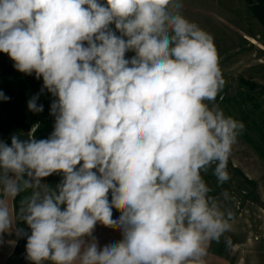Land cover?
Wrapping results in <instances>:
<instances>
[{"label": "clouds", "instance_id": "9594fccd", "mask_svg": "<svg viewBox=\"0 0 264 264\" xmlns=\"http://www.w3.org/2000/svg\"><path fill=\"white\" fill-rule=\"evenodd\" d=\"M182 7L0 0V52L55 97L48 138L0 139V234L25 223L32 264H205L208 243L230 230L203 174L229 180L244 125L214 103L218 52ZM38 99L29 111L43 112ZM97 224L121 238L100 246Z\"/></svg>", "mask_w": 264, "mask_h": 264}, {"label": "rangeland", "instance_id": "374dc122", "mask_svg": "<svg viewBox=\"0 0 264 264\" xmlns=\"http://www.w3.org/2000/svg\"><path fill=\"white\" fill-rule=\"evenodd\" d=\"M182 2V15L213 37L218 52L219 66L225 84L221 90L223 94L221 93L214 103L219 108L225 106L220 99L222 96L236 94L239 89V77L264 84L262 27L251 16L244 0H182ZM229 108L234 112L231 107ZM234 167L245 177L255 181V186L244 181L243 176L233 170ZM227 170L229 180L222 185L218 184L217 187H211L209 195L216 198L226 212L231 213L230 229L237 232L234 233L236 238L241 240L256 238V226L264 225V161L240 134L233 145ZM207 173L203 175L206 176ZM61 179L54 178L52 186L58 184ZM45 182L50 184L49 177ZM224 192L228 194L227 199L222 195ZM113 214L119 212L114 209ZM257 228L259 230V227ZM229 232L227 231V234Z\"/></svg>", "mask_w": 264, "mask_h": 264}, {"label": "trees", "instance_id": "16d2710c", "mask_svg": "<svg viewBox=\"0 0 264 264\" xmlns=\"http://www.w3.org/2000/svg\"><path fill=\"white\" fill-rule=\"evenodd\" d=\"M244 2L251 16L260 23L264 37V0H244ZM13 65L14 62L9 56L0 52V91L9 98L0 100V139L10 144L12 135H26L32 128L36 129L37 139H46L54 130L55 117L50 112V106L55 97L47 90L41 92L42 78L38 80L35 74L25 75L18 72ZM238 82L239 89L235 95L221 97L220 100L225 103L221 109L226 115L243 123L244 128L239 134L264 161V84L244 77H239ZM221 93L223 94V91L217 98ZM37 94H39L37 103L42 104L44 110L33 113L29 111L27 104ZM233 170L242 175L248 184L255 186V181L245 177L237 168L234 167ZM57 177L61 176L56 174L49 176L51 185H54L53 180ZM204 179L210 188L218 186L211 169ZM18 205L19 198H17ZM17 227L23 229L24 234L19 235L15 253L20 256L21 264H32L26 252L27 234H30V229L22 221L17 222Z\"/></svg>", "mask_w": 264, "mask_h": 264}, {"label": "crops", "instance_id": "0c3cea01", "mask_svg": "<svg viewBox=\"0 0 264 264\" xmlns=\"http://www.w3.org/2000/svg\"><path fill=\"white\" fill-rule=\"evenodd\" d=\"M132 55L134 53H127L129 57ZM118 216L115 215L114 218ZM255 230L256 238L249 237L241 240L236 238L234 233L237 232H232L233 230L230 229L229 234L225 232L218 240L210 241L207 246L205 264H264V225L256 226ZM94 236L100 246L116 242L121 238L118 231L100 224H97ZM18 239L19 235L15 231L0 234V264H21L20 256L15 253Z\"/></svg>", "mask_w": 264, "mask_h": 264}]
</instances>
